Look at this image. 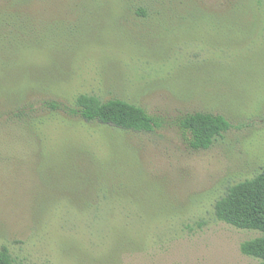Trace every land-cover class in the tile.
I'll return each instance as SVG.
<instances>
[{
	"label": "rangeland",
	"instance_id": "obj_1",
	"mask_svg": "<svg viewBox=\"0 0 264 264\" xmlns=\"http://www.w3.org/2000/svg\"><path fill=\"white\" fill-rule=\"evenodd\" d=\"M0 17V249L16 264H259L241 251L259 233L215 204L264 167V0H0ZM81 93L160 124L45 104ZM195 111L232 127L194 149L180 121Z\"/></svg>",
	"mask_w": 264,
	"mask_h": 264
},
{
	"label": "trees",
	"instance_id": "obj_2",
	"mask_svg": "<svg viewBox=\"0 0 264 264\" xmlns=\"http://www.w3.org/2000/svg\"><path fill=\"white\" fill-rule=\"evenodd\" d=\"M7 17L4 14L2 19L6 20ZM2 19L0 17V21ZM0 40L4 42L5 38L0 36ZM45 104L53 111L63 110L86 122H96L127 131L153 132L160 124L157 117L150 114L145 107L118 97L103 100L95 94L81 93L76 96L73 105L59 100H49ZM16 115L22 117V125L31 128H35L41 119L31 117L27 110L17 112ZM180 126L189 134L192 148L208 149L232 127V123L220 113L195 111L186 114L181 119ZM215 215L219 220L237 228L257 231L258 236L242 242L241 251L247 256L259 259V264H264V167L256 176L232 185L217 200ZM0 264H16L6 246L0 249Z\"/></svg>",
	"mask_w": 264,
	"mask_h": 264
}]
</instances>
